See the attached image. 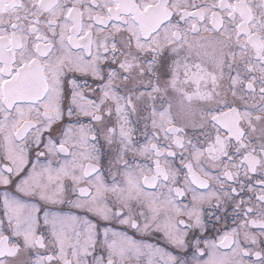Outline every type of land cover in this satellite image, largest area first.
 <instances>
[{
	"label": "snow or ice",
	"instance_id": "6c2138e0",
	"mask_svg": "<svg viewBox=\"0 0 264 264\" xmlns=\"http://www.w3.org/2000/svg\"><path fill=\"white\" fill-rule=\"evenodd\" d=\"M0 264H264V0H0Z\"/></svg>",
	"mask_w": 264,
	"mask_h": 264
}]
</instances>
